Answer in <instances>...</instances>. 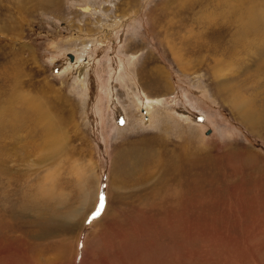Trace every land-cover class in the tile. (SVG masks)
<instances>
[{
    "label": "rangeland",
    "instance_id": "obj_1",
    "mask_svg": "<svg viewBox=\"0 0 264 264\" xmlns=\"http://www.w3.org/2000/svg\"><path fill=\"white\" fill-rule=\"evenodd\" d=\"M0 264H264V0H0Z\"/></svg>",
    "mask_w": 264,
    "mask_h": 264
},
{
    "label": "snow or ice",
    "instance_id": "obj_2",
    "mask_svg": "<svg viewBox=\"0 0 264 264\" xmlns=\"http://www.w3.org/2000/svg\"><path fill=\"white\" fill-rule=\"evenodd\" d=\"M104 195L103 193L100 194V203L97 207L96 211L93 213V219L100 215L102 209L104 208Z\"/></svg>",
    "mask_w": 264,
    "mask_h": 264
},
{
    "label": "bare ground",
    "instance_id": "obj_3",
    "mask_svg": "<svg viewBox=\"0 0 264 264\" xmlns=\"http://www.w3.org/2000/svg\"><path fill=\"white\" fill-rule=\"evenodd\" d=\"M164 89V88H163ZM149 101V100H148ZM153 102V101H152ZM180 164V163H179ZM117 210V209H116ZM112 215V214H111ZM15 216V215H14ZM12 217V216H11Z\"/></svg>",
    "mask_w": 264,
    "mask_h": 264
},
{
    "label": "water",
    "instance_id": "obj_4",
    "mask_svg": "<svg viewBox=\"0 0 264 264\" xmlns=\"http://www.w3.org/2000/svg\"><path fill=\"white\" fill-rule=\"evenodd\" d=\"M70 58H72V56Z\"/></svg>",
    "mask_w": 264,
    "mask_h": 264
}]
</instances>
